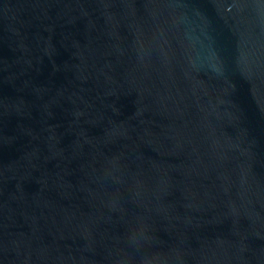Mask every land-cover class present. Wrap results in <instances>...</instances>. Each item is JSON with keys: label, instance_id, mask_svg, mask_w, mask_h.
Segmentation results:
<instances>
[{"label": "water", "instance_id": "water-1", "mask_svg": "<svg viewBox=\"0 0 264 264\" xmlns=\"http://www.w3.org/2000/svg\"><path fill=\"white\" fill-rule=\"evenodd\" d=\"M0 264H264V0H0Z\"/></svg>", "mask_w": 264, "mask_h": 264}]
</instances>
